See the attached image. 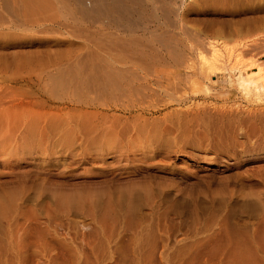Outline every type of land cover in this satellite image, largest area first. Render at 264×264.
Listing matches in <instances>:
<instances>
[{
    "label": "rangeland",
    "instance_id": "1",
    "mask_svg": "<svg viewBox=\"0 0 264 264\" xmlns=\"http://www.w3.org/2000/svg\"><path fill=\"white\" fill-rule=\"evenodd\" d=\"M3 1L0 0V77L12 80L26 73L52 72L58 64L73 63V58L81 53L80 48L85 46L97 50L114 67L121 61L118 54L121 57L118 63L111 59L116 55L107 58L109 53L105 55V51L89 40L93 36L87 39L83 34L84 38H80L69 34L71 29L67 32L52 24L51 19L66 22L70 14L62 9L61 3L50 0L53 7L43 17L46 20L31 27L8 14ZM159 1L153 5L159 9L156 7L159 3L160 9L166 10L164 16L158 10L153 22L149 21L147 17H153L154 8L148 4L145 20L136 15L131 25L125 22L119 31L108 29V33L145 39L151 46L154 43L155 49L158 46L157 50L162 49L161 57L165 48L161 42L157 45L160 39L154 38L168 39L171 46L177 44L181 48L179 52L185 51L188 57L193 54L195 60L198 59L196 43L201 40L206 42L201 41L204 46L200 47L207 57L210 53L212 57V52L205 45L219 35L222 45L231 47L256 40V45L248 50H237L231 63L222 54L229 67H233L239 51L244 52L238 54L244 56L239 60L243 67L250 63L264 64V0ZM69 22L74 28L71 33L76 30L81 34L88 29L97 32L103 28ZM177 41L183 44L179 46ZM253 70H257L255 66ZM9 84L13 89L21 88L16 82ZM160 97L153 101L148 98L150 104L147 98L136 102L133 98L135 107L129 99L121 102L124 105L119 100L112 105L121 104L116 110L102 112L118 114L126 119L128 127L127 135L119 139L114 136L117 141L106 148L105 153L111 154H104L103 167L91 162L79 167L72 165L65 171L63 167L43 171L44 162L49 159L29 149L24 153L32 155H17L22 161L12 160L10 167L4 166L0 157V202L8 207L5 197L12 195L16 199V205L13 203L8 208L10 213L0 215V264H228V240L254 233L264 216V211L253 208V203H264V176L260 172L264 173V123H258V130L251 133V138H244L251 129L246 114L237 123L239 126L230 120L214 122L204 115L191 123L182 115L176 116L178 108L166 107L163 96ZM171 118L175 119L171 122ZM233 134L238 135L245 147L231 146L233 141L229 137ZM203 136H208L210 141ZM122 148L135 152L141 160L128 167L124 166L125 162L122 166L117 164V151ZM142 154L146 158L142 159ZM39 171L44 175L38 177ZM68 198L86 201L85 210L80 213L74 205L63 207L60 202Z\"/></svg>",
    "mask_w": 264,
    "mask_h": 264
},
{
    "label": "bare ground",
    "instance_id": "2",
    "mask_svg": "<svg viewBox=\"0 0 264 264\" xmlns=\"http://www.w3.org/2000/svg\"><path fill=\"white\" fill-rule=\"evenodd\" d=\"M14 1L18 2L15 3L12 0H4V3L2 2L5 4L4 7H6L7 13L10 12V15L12 14L17 22H21L23 25H30L31 27H35L44 22L43 20L46 19L43 17L47 11L49 12V10L52 9H50V6L53 7L52 2L50 5V0ZM55 1L59 4L61 3L63 6L62 9L66 10L67 13L70 12V14L68 13V18L65 20L66 22L58 21L59 19H56V21H54L55 19H51L50 22H52V24L66 29L67 32L68 29H71L69 30V34L79 35L78 37L80 38L82 36L84 38L83 34H86L85 38L88 37L87 39L93 36V38L89 40L100 50L105 51V55L109 53L107 58L110 54H113V56L116 55V57H111V59L118 63L122 57L121 63L119 62L118 66L115 65L116 67H114V63L112 62V66V64H110L111 62L106 60L107 58L105 59L106 61H104L105 57L103 56V58L101 54L100 56L97 50L94 51L93 49L92 51L91 48L90 50L85 46L80 48L81 53L75 57V60L73 58L74 62L70 60L73 63L70 64L69 61H67L65 64H58L54 66L55 68L52 72L26 73L12 80L11 78L9 79V77L1 76L0 157H3V161L5 162L4 166L10 167L12 160L22 161L20 160L21 157H18L20 158L19 160L17 159V155L25 156L26 153H24V150L29 149L33 152H40L39 154L46 155L49 159V161L44 162L43 171L52 170V167H56V169L63 167L65 171L72 165L79 167L90 164L91 162H93V164L94 162L102 164L103 167L106 160H104V154L108 155V153H110H105L107 151L106 148L108 146L110 147L113 141H117L114 136L119 139L120 136L124 137L127 135L128 127L126 126V119L123 120L118 114L108 115V113L103 114L102 112L104 110H116V108H118L117 105L123 104L121 102L123 100V102H125L126 99H129L128 102H131L130 105L134 106V104H132V102H134L132 101L133 98L136 99L135 102L142 99L146 101V98H150L151 101H153V98L158 97L157 100H159V98H162L160 97L162 95L166 107L176 106V108H178L175 110L176 116L178 114L182 115L185 120H189L191 123L194 120L197 121L199 117L201 118V116L204 115L205 119L207 116L210 120L214 119V122H216L215 120L219 122L230 120L237 124L241 121L242 116L246 114L248 123L251 124V129L249 131L250 134L247 133V135H243L244 138H251V135L258 130V123H264V64L258 65L256 63V65H251L252 63H250V65L248 64L249 66H247L245 64L246 62H244L245 60L242 58L243 65H246V67H243L240 65L242 61L241 63L239 62L240 58L243 56V54L239 56L240 53H244L243 51L255 46L257 43L256 40L248 41L250 43H239L231 47L230 44L222 45L223 42L220 41L222 35H219L218 38H212L213 40L208 41L207 45H205V47L207 46L206 48L212 52L213 58L210 53V59L209 55L208 57L205 56L201 50L203 49V47H200L204 44L201 42L203 40L200 39V41L199 38H197L200 42L198 41L199 45L196 43L198 59L195 60V58H192L194 55L190 50H188V53L192 54V57H188L185 51V54H183L184 52H179L178 48L180 47L177 48L178 45L176 44V47L174 45L176 42L174 44L172 43L174 46H171L170 42H168L170 40L161 39L158 35L156 37L159 38L154 39H160L158 40L159 42L157 41L159 43L157 45L162 44L161 46H163L166 51L161 57L160 53L162 49L157 50L159 46L155 49L154 43V49H150L153 45L151 46L152 43L149 45L145 43V39L135 37L127 39L119 37V35L116 36L115 33H108V29L114 30L118 28L119 31V28L125 22L131 25L136 15L138 19L144 18L145 20L148 9L146 6H148V4L153 5L155 1L157 2L159 0ZM158 4L159 3H157V5ZM157 5L156 7H159V9L155 8L154 5L152 7V9L154 8L153 17H147L149 21H152L154 17L156 18V14H158L156 12L158 10L159 12L161 11L162 16H164L166 10L163 8L160 9L161 7ZM166 19H168V17H166ZM69 21L76 25L80 23L84 25L85 23L88 24L89 27L100 25L103 28L100 29L101 31L96 30L97 32L90 29L83 31L84 28H82L83 32H81V34H77L78 31L76 30L75 32L73 30V33H71L74 28L69 26ZM67 22H69V24ZM104 28L107 29V33H104ZM123 31L126 32L127 30ZM124 34L126 35V33ZM97 35L100 36L98 37ZM29 41L32 42V40ZM177 43L179 44L178 41ZM88 44H90V42ZM182 44L183 43H181V45ZM181 45L179 44V46ZM147 48L151 51L149 52ZM240 49H243V51L237 52L239 55L236 54L237 56L235 58L237 59L236 61L234 60L236 64L233 63V65L231 64L233 67H229V64L227 65L225 61V57L229 63L236 51ZM222 52L226 54L225 57ZM117 54L119 56L121 55V57L118 58ZM206 57L209 58V60ZM223 60L226 63H223ZM5 62L6 67L7 61ZM28 62L29 61H26L25 63ZM116 62L115 64H117ZM221 62L223 64H221ZM241 66L243 68H241ZM253 66L257 69L256 71H252ZM11 81L16 82V86H20L21 88H11L9 84ZM150 99L146 101L147 104H150ZM117 101L121 104H115L113 107L112 105ZM125 107L127 108V106L123 108ZM166 107L164 106L163 108L166 109ZM123 110L121 109L122 112ZM110 113L113 114V112ZM171 114H173V112ZM246 115L244 117H246ZM168 119L170 118L168 117ZM171 119L170 121L172 122L175 118ZM178 120L179 119H177V121ZM179 121L181 122V120ZM201 121L202 120H200V122ZM184 122H182V124ZM238 126L236 130H239ZM262 128L264 129V127ZM203 138H208L207 140L210 141L208 136H203ZM229 139L233 141L231 146L234 148L239 146L245 147L242 140H239L238 135L236 136V134H233L232 138L229 137ZM248 140L250 141V139ZM225 147L222 148L224 149ZM182 149L183 148L180 147L178 151L181 152ZM133 150L136 151L135 149ZM92 152L95 153V155H88ZM117 152L118 160H116V163L121 166L122 162H125L124 166L128 167L129 164H134L136 161L141 160L137 159V154L129 149L122 148ZM144 154L146 155V152ZM144 154H142V159L146 158ZM27 155L32 154H26V156ZM236 155L234 156L236 157ZM86 156H88V158H86ZM54 169L55 168H53V170ZM41 171L37 173L38 177L44 175V172ZM260 172L264 176V173L262 171ZM262 180L260 181L264 183V177ZM5 191L6 190H4V192ZM20 192L22 194L21 190ZM13 197L12 195H7L5 197L8 207L0 202V215L6 216L10 213V211L8 212V208H11L12 204L16 202ZM77 198L80 199V197ZM68 200H62L60 204L63 207L74 205L78 207L77 210L78 212L80 211V213L85 210L84 203H86V201L70 200L69 198ZM120 200L122 199L120 198ZM97 202L98 204L101 203L99 200ZM93 204H96V202ZM14 205L16 204L14 203ZM253 208L255 210L264 211V203H253ZM15 211L16 210H14V212ZM65 212L69 213L68 211ZM260 220L259 226L254 233L246 235L245 237L243 236L242 238L232 236L233 238L228 240L230 251L228 264H264V216Z\"/></svg>",
    "mask_w": 264,
    "mask_h": 264
}]
</instances>
